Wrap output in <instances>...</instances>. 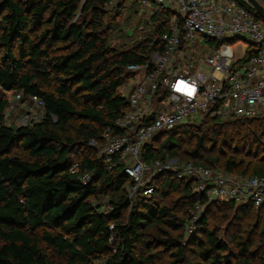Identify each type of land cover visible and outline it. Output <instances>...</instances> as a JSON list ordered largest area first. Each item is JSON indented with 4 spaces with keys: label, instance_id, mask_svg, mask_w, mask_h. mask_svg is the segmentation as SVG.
Masks as SVG:
<instances>
[{
    "label": "trees",
    "instance_id": "1",
    "mask_svg": "<svg viewBox=\"0 0 264 264\" xmlns=\"http://www.w3.org/2000/svg\"><path fill=\"white\" fill-rule=\"evenodd\" d=\"M111 1L0 0V264H186L189 246L196 264H264L251 242H237L235 253L206 228L212 204L258 220L264 207L212 202L186 234L200 199L191 180L159 173L150 181L152 194L139 191L131 201L122 166L109 168L89 145L99 144L103 130L127 108L118 91L135 75L127 66L161 50L171 14L154 10L143 44L118 51L108 43L105 8ZM7 91L42 98L41 120L6 124ZM167 157L262 174L264 120L205 118L160 132L142 148L145 161ZM75 162L89 172L86 183L70 172ZM196 228L205 230L203 237Z\"/></svg>",
    "mask_w": 264,
    "mask_h": 264
},
{
    "label": "built area",
    "instance_id": "2",
    "mask_svg": "<svg viewBox=\"0 0 264 264\" xmlns=\"http://www.w3.org/2000/svg\"><path fill=\"white\" fill-rule=\"evenodd\" d=\"M129 1L150 14L156 9L171 12L160 38L162 48L152 52L146 63L127 66L136 78L124 96L127 108L103 130L99 144L90 140L89 145L109 168L122 166L130 178L127 198L131 201L139 191L151 195L150 181L159 173L169 171L178 179L191 180L200 199L185 223L186 234L193 232L200 213L212 202L264 207V173H228L178 157L141 158L143 146L155 135L183 124H199L205 118L264 120V21L256 20L247 0L242 1L252 12L238 0ZM254 1L264 7V0ZM5 93V118L17 104L29 100L33 109L25 110L16 126L41 120L42 98ZM70 172L83 183L89 179V172L80 171L76 162Z\"/></svg>",
    "mask_w": 264,
    "mask_h": 264
},
{
    "label": "rangeland",
    "instance_id": "3",
    "mask_svg": "<svg viewBox=\"0 0 264 264\" xmlns=\"http://www.w3.org/2000/svg\"><path fill=\"white\" fill-rule=\"evenodd\" d=\"M105 12V21L109 25L108 43L118 51L142 45L141 42L148 37L154 24L150 12L129 0H116L105 8ZM241 45L245 46L246 43L242 42ZM135 81L136 78L127 79L118 91L125 96ZM29 109H33L29 100L23 104H17L10 110V115L5 118L6 124L16 125L22 113ZM172 198L176 200V194H173ZM101 200L104 201L106 198L102 197ZM236 215L241 216L240 219ZM206 216L208 220L206 228L215 230L217 237L226 242L235 253L238 249L237 242H251L253 244L251 250L261 256L264 255V212L258 220L255 214L253 218H249L242 216L235 208H230L228 205L212 204ZM195 231L200 237L204 236L205 230L196 228ZM194 248L193 246L187 248L186 264H196L197 256L193 251Z\"/></svg>",
    "mask_w": 264,
    "mask_h": 264
},
{
    "label": "water",
    "instance_id": "4",
    "mask_svg": "<svg viewBox=\"0 0 264 264\" xmlns=\"http://www.w3.org/2000/svg\"><path fill=\"white\" fill-rule=\"evenodd\" d=\"M247 1L250 3L254 11L264 20V7L258 4L257 2H255L254 0H247Z\"/></svg>",
    "mask_w": 264,
    "mask_h": 264
}]
</instances>
